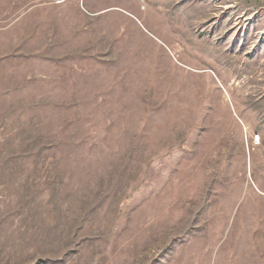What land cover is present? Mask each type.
Wrapping results in <instances>:
<instances>
[{
  "label": "rangeland",
  "instance_id": "obj_1",
  "mask_svg": "<svg viewBox=\"0 0 264 264\" xmlns=\"http://www.w3.org/2000/svg\"><path fill=\"white\" fill-rule=\"evenodd\" d=\"M0 264H264V0H0Z\"/></svg>",
  "mask_w": 264,
  "mask_h": 264
},
{
  "label": "bare ground",
  "instance_id": "obj_2",
  "mask_svg": "<svg viewBox=\"0 0 264 264\" xmlns=\"http://www.w3.org/2000/svg\"><path fill=\"white\" fill-rule=\"evenodd\" d=\"M225 93L227 94V92L225 91Z\"/></svg>",
  "mask_w": 264,
  "mask_h": 264
}]
</instances>
